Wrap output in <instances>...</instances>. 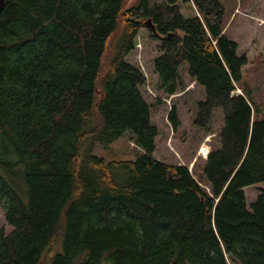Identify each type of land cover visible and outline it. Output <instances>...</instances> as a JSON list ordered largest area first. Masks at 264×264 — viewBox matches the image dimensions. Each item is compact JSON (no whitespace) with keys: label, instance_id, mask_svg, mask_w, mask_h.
<instances>
[{"label":"trees","instance_id":"trees-1","mask_svg":"<svg viewBox=\"0 0 264 264\" xmlns=\"http://www.w3.org/2000/svg\"><path fill=\"white\" fill-rule=\"evenodd\" d=\"M131 1V0H130ZM4 0L0 10V264H264V117L218 0ZM177 2H191L185 16ZM147 19L168 94L178 67L204 89L194 123L223 115L202 180L157 158V127L126 56ZM168 119L179 124L172 107ZM129 130L134 160L104 162ZM201 147L200 153H206ZM49 254H51L49 256Z\"/></svg>","mask_w":264,"mask_h":264},{"label":"rangeland","instance_id":"rangeland-1","mask_svg":"<svg viewBox=\"0 0 264 264\" xmlns=\"http://www.w3.org/2000/svg\"><path fill=\"white\" fill-rule=\"evenodd\" d=\"M166 1L170 3L172 0ZM218 1L223 8L224 33L236 42L237 54L246 56V63L241 69L242 82L236 85L234 93H241V87L245 86L259 112L258 116L264 117V0ZM177 3L183 15L198 14L191 2ZM150 31L147 24L139 30L134 47L126 59L138 67L146 80L138 86V90L150 107L152 124L157 127L154 155L169 163L186 164L194 177L202 180L207 152L218 146L223 115L220 109H215L206 127L201 128L194 123L197 104L204 98V89L189 76L185 62L178 67L177 90L173 94L163 91L154 70V60L159 55L161 41L151 37ZM172 107H175L179 121L176 129H173L168 119ZM203 146L206 147L205 154L199 152ZM91 152L107 163L134 160L139 148L134 143L133 133L126 130L108 145L94 143ZM243 190L249 206L264 190V182L246 186ZM0 225L5 231L11 229L1 204Z\"/></svg>","mask_w":264,"mask_h":264},{"label":"water","instance_id":"water-1","mask_svg":"<svg viewBox=\"0 0 264 264\" xmlns=\"http://www.w3.org/2000/svg\"><path fill=\"white\" fill-rule=\"evenodd\" d=\"M3 1H4V0H0V10H1L2 6H3ZM145 23H146L147 25L150 26V28L152 29L153 32L156 31V30H155V27H154V25L151 23V20H150V19H147V20L145 21Z\"/></svg>","mask_w":264,"mask_h":264}]
</instances>
